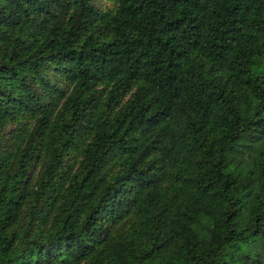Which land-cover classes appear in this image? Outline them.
Here are the masks:
<instances>
[{
  "label": "trees",
  "instance_id": "1",
  "mask_svg": "<svg viewBox=\"0 0 264 264\" xmlns=\"http://www.w3.org/2000/svg\"><path fill=\"white\" fill-rule=\"evenodd\" d=\"M0 264H264V0H0Z\"/></svg>",
  "mask_w": 264,
  "mask_h": 264
}]
</instances>
